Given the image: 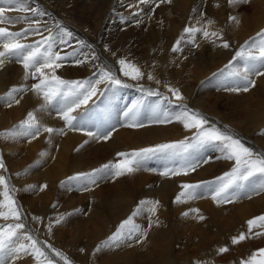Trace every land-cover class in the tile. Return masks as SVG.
<instances>
[{
    "label": "bare ground",
    "instance_id": "6f19581e",
    "mask_svg": "<svg viewBox=\"0 0 264 264\" xmlns=\"http://www.w3.org/2000/svg\"><path fill=\"white\" fill-rule=\"evenodd\" d=\"M91 2L88 0L86 6H84L76 3L75 0H24L27 7L37 8L45 15L40 16L31 12L20 13L15 11L7 13V15L13 17H28L26 21L11 26L10 30L12 31L26 28L29 22L40 21L41 32L44 35H47L46 27L51 28L54 34H59L60 28H65L73 33L69 44L59 45V50L62 54L76 50L77 58L85 59V57H88V60L83 64H76L75 58L71 63L64 61L63 66L56 70V75L62 79L79 81L97 79L98 76L94 73L97 72V66L103 65L111 68L118 78L129 85V87L116 88H106L105 85H100L99 87L104 90L103 94L93 97V100L87 106V110L82 107L74 113L78 118L82 117L83 131L68 130L65 122L59 118L52 108L44 112L39 111L43 100L32 91L18 94L17 99L20 100V103H13L11 107L4 101H0V132L10 130L13 126L18 125L20 121L27 118V113L30 111L37 115L43 125L54 129L64 128L65 130L64 135L54 133L51 136L42 131L36 139L26 136L7 140L0 138V156L3 157L7 168L6 172L0 170V175L8 178L10 185L15 188L14 199L18 202V205L23 204V208H20V210L23 213L24 221L33 230L37 238L41 242H48L59 251L64 250L66 252L72 246H77L79 235L84 232V226L81 228L78 226L74 230V228H69L65 224L66 222L62 223L63 220L56 225L53 224L54 220L50 223L51 218L54 217V215L52 216L55 211L54 208L57 206L54 204L53 212L51 210L48 214V208L51 209L49 203L53 197L56 201L60 196L55 191L57 181L63 180V177L72 171L77 172L78 169H83L87 161L92 168L94 164L96 165V162L97 164H107L115 161L113 155H117L119 152L138 151L141 148L174 143L186 138L190 140L194 136L195 130L185 129L182 122L174 119L175 115L182 110V106H187L193 112H199L209 120L210 124L221 130L230 131L241 139L246 146L258 152H264V142L261 141L262 135L260 134L264 129V76H251V79L255 81V86H250L249 91L233 92L228 89L237 86V81L227 77L226 73L223 76L220 74V70L232 61L236 51L245 41L264 29V0H248L247 3L232 6L227 3V0H170V2L166 0L164 3H160V0H152V3L140 5L139 7H137L139 0H124L121 7H119L121 0H92ZM90 4L91 6L87 7ZM17 6L18 0H0V7ZM88 8H90L89 13H86ZM137 12L139 13L138 16L133 15ZM230 16L236 17L239 23L229 20ZM208 19L214 21V24L207 26L208 30L221 32L222 36L229 42V48H223L221 46L222 41L218 39L215 44L212 43L210 40L205 39L202 33H198L196 36L198 47L189 42L190 38L183 32L184 28L189 26L200 27L201 24H206ZM137 20L140 22L137 23ZM197 20H201V24H197ZM4 26L8 27V25ZM182 36L183 39L181 40ZM40 39L42 37L39 35L29 34L25 42L32 43ZM177 40H181V50L173 52L172 48L176 45ZM79 41H84V45H81ZM93 55L99 59L91 60ZM120 58H126L136 63L146 73L145 77L140 81L124 77L119 72L118 60ZM239 65L241 66L242 63H237L236 67ZM147 73H151L155 79L148 80ZM214 73H216L213 78L215 80L211 82V76ZM157 80L160 83H156ZM38 82V78L34 81L29 80V78L24 79L23 66L16 62L15 58L6 61L4 66L0 68V96L7 93L13 86L23 85L30 89L33 84ZM218 82L219 84H217ZM239 83L242 84V82ZM138 85L157 90L163 96H169L173 102L164 101L160 96H148L140 91ZM165 85L179 88L184 97L183 101L176 102ZM137 101H141L137 119L138 123L143 126L128 127L130 121L125 118V113ZM220 101L224 104L232 102L239 105L240 103L239 113L242 112V115H228L227 112L220 111L217 104ZM157 112L161 114V117L164 113H167L172 118L171 122L154 123L153 118ZM86 131H110L111 136L107 140L92 139L85 135ZM85 140L88 141L87 144H84ZM82 144L84 146L81 148L80 145ZM90 145L95 147L94 149L102 151L100 158L99 156L96 158V154L89 153L91 148L89 149L88 146ZM42 152L46 153L43 157L40 155ZM217 152L219 153L218 159L213 158V154L210 155L212 153L211 147H205L196 154V159L201 161L207 159L209 161L207 164L202 163L203 166L200 165L198 171H195L194 177L195 175L202 176L198 179L194 177L189 179L193 175V172H189L187 175L179 176L160 175L158 180L150 183L149 178L153 176V165H150V160L147 157L139 170L123 175L130 182L128 183V190H125L124 185L119 186L120 183L117 179L111 183L110 187L114 190V193L103 196L99 192L101 190L98 189L90 192L91 197L95 198V204L91 205L92 210L88 212V223L86 222L85 226L92 224L90 231L93 240L91 238L92 241L87 239L89 244H86V246H90L97 238H101L105 231L102 227H99V219L92 221L93 217H100L95 209L99 208V198L101 197L103 198L101 202L105 208L111 211L113 215L122 217V214H125L131 203L135 201L134 196L138 193H131V191H139L144 196H141L143 200L161 201L157 214L153 217L154 220L158 219L159 223L154 224V228L150 229L147 237L143 238L146 239V243L142 246L146 256H137L136 247L126 244L125 246L128 247L123 249L121 247L122 250L120 251L113 248H111V251L106 249V256H103L100 260L96 254L93 255L94 250L86 251L83 254L82 261L85 264H196L197 261H200L201 264H217V262L221 264L222 257L232 256V258H236L235 249L238 252L248 250V253L253 254L264 248V240L256 242L252 241L251 238L237 245H232L231 238L238 236L241 232L247 233V228L243 227L242 230L239 224H228V217L224 212L225 207L223 208L222 204L218 205L214 202L211 196L208 197L210 193L206 189H202L205 191H202L204 197L190 200L188 203L196 201L193 203L195 207L196 205L201 207L202 213L200 214L204 217V225L208 227V232L196 223L183 226L182 220L185 218L179 216V211L176 213L177 210L181 209L182 204L173 202L174 204L169 208L171 211L167 212L165 207H162V205H165L162 198L171 194L175 201L176 196L181 191L180 186L185 183L188 184L189 180H194L195 184L200 183L201 180H204L201 181L203 183L206 182L205 185L210 184V181H207L208 177L203 179V176L205 174L211 175L210 180L215 175L213 166L217 163L220 164L221 159L225 161L222 158V153L218 150ZM166 158L172 159V163L169 165L159 162L155 165L156 169L159 168V171L163 172L165 169L178 168L182 163L179 155L173 157L167 154ZM227 161L229 160L223 163H228ZM229 162L234 165V161ZM223 174L216 175L214 182ZM105 184L107 183L105 182ZM43 185H47V187L41 190ZM23 191H27L30 197L23 196ZM35 191H38L37 194H35ZM251 198L254 202L250 203L251 206L256 204L264 213V204H262L264 192L251 195ZM67 199H70V197ZM21 200H24L23 203H21ZM239 206L237 207L239 218L249 217L248 212L242 207L239 208ZM37 210L41 213V219L35 222L33 217L36 216ZM137 219H139L138 223L145 225L142 222L143 217ZM242 220L245 222L244 219ZM0 223H4V221L0 220ZM49 224H53L56 230L59 231L61 239H65L67 233L70 234L71 231H75V235L73 233L74 236H72L73 240L71 239V241L68 238L70 241H58V235L54 236L53 233L54 226L51 233H49ZM216 224L221 230L218 229ZM215 230L218 232V237H216ZM182 236H192L193 239L194 237L198 239L194 242L188 239V242H186L184 238L186 244L175 251L173 243ZM215 239L216 241H214ZM150 243L152 245L148 249ZM220 247H228L229 251L221 254L218 252ZM64 251L63 253L72 261ZM52 254L54 256H49L56 263L63 264L59 257H56L54 253ZM260 259H264V257ZM226 260L222 262L224 263ZM237 260H239L238 257ZM17 264H35V262H33V258L28 256L18 261Z\"/></svg>",
    "mask_w": 264,
    "mask_h": 264
},
{
    "label": "snow or ice",
    "instance_id": "6c2138e0",
    "mask_svg": "<svg viewBox=\"0 0 264 264\" xmlns=\"http://www.w3.org/2000/svg\"><path fill=\"white\" fill-rule=\"evenodd\" d=\"M166 0H160L164 3ZM170 2V0H167ZM248 0H227V3L232 6L239 3H247ZM152 3V0H139L137 7L140 5H147ZM159 6V5H157ZM218 6V5H217ZM20 12L45 15L44 12L37 8H29L25 5L24 0H18L17 7H0V68H2L6 61L13 58L16 62L22 64L24 69V79L27 80L29 76L38 78L39 82L33 84L31 88L26 86H13L7 93L0 96V101L7 103L9 107L13 103L19 104L20 100L17 95L25 91H32L38 97H41L43 103L40 105L39 111L44 112L49 108L56 111L61 120L65 122L68 130L83 131L81 123L82 117L78 118L74 113L78 109L84 107L87 110L89 102L93 100L98 94H103V89L100 85H105L106 88L129 87L125 84L116 73L107 66H97V79H89L85 81L79 80H64L56 75V70L63 66V62L70 58H75L76 64H83L88 60L77 58L76 50L66 52L64 54L59 50V45H68L73 33L65 28H60L59 34H54L51 28H45L47 35L41 32L40 21H32L28 26L19 31H12L11 26L24 22L28 19L27 16H9V12ZM133 15L138 16L139 13ZM229 20L239 23L238 19L230 16ZM140 21L137 20V23ZM201 24V20L196 21ZM214 24V21L208 19L206 24H201L200 27L189 26L185 27L183 32L190 38L189 42L194 46L196 44V36L202 33L203 37L215 44L216 40H221V46L225 49L230 47L229 42L222 36L219 31H209L207 26ZM4 25H8L5 27ZM39 35L42 37L32 43H26L28 35ZM183 36L181 37V40ZM181 40H177L176 45L172 48L173 52L180 51ZM84 45V41H79ZM99 59L93 55L91 60ZM237 63H242L243 69L236 67ZM119 72L124 76L134 81L142 80L146 73L130 60L120 58L118 60ZM227 75L237 81V86L231 87L228 90L233 92L249 91L250 86H255V81L251 76H264V29H261L254 37L236 51L232 61L220 70V74ZM214 76L216 73L213 74ZM148 80H154L155 77L151 73H147ZM239 82H242L239 83ZM156 83H160L159 80ZM141 92L148 96H160L164 101L172 103L169 96H163L159 91L144 88L143 85H138ZM171 97L176 102L183 101L179 88L165 85ZM141 101H137L125 113V118L130 121L128 127H141L143 125L138 123L139 106ZM171 117L164 113L161 117L160 113H156L153 118L154 123H168L171 122ZM183 123L185 129H194L195 134L189 140H181L174 143L159 144L155 147L141 148L138 151L131 153L119 152L117 156L121 159L117 162H109L102 165L100 168L93 169L91 172H81L68 178L67 183L76 181L81 184L83 190H89V185H96L97 179L104 178H118L125 174H131L139 170L143 161L157 153H167L170 156L179 155L182 163L178 168L165 169L160 173L162 176H179L187 175L189 172L195 171L202 163L207 164V159H196V154L205 147H211L222 153V158L229 161H234V166L230 171L225 172L223 176L218 177L217 181L211 184H182L180 193L175 198V203H187L190 200L200 198L202 196L201 189H206L214 202L219 204L231 203L241 197L250 198L252 194L264 192V152L255 151L253 148L246 146L241 139L237 138L230 131L221 130L199 112H193L187 106H182V110L174 117ZM46 132L51 136L52 134L64 135V128L54 129L43 125L34 112H28L27 118L20 121L18 125L13 126L12 129L0 132V138L5 140L15 139L20 136L30 137L36 139L41 132ZM264 135V130L261 131ZM85 135L92 139L107 140L111 136L110 131L92 132L86 131ZM88 141L85 140L84 144ZM84 144L80 145L82 148ZM42 157L46 153L40 154ZM0 170L7 171L4 159L0 156ZM19 175V174H17ZM65 183V182H62ZM47 185H43L46 188ZM0 264H17L18 261L25 257L31 256L35 264H56L53 258L48 254L50 250L59 257L63 264H72V261L61 251L55 249L47 242H41L25 223L23 213L20 210L18 202L14 199V187L10 185L9 179L4 175H0ZM160 202L157 200H141L132 213L124 219L116 228V230L107 237L104 241L98 244L93 252V255L100 252L102 249H110L119 247L125 243L131 246V242L141 243V237H147V230L137 222V218L147 214L148 227L158 224V219H153L156 216ZM199 213V209L192 208L189 211L182 213L185 217L189 213ZM196 218L203 220L202 215ZM40 217H33V220L40 221ZM64 219L63 216L57 218L56 223L59 224ZM264 229V215L257 216L247 221V233L241 232L238 236L231 238L232 245H237L252 236L260 237L264 232L255 231L254 229ZM52 227L49 224L48 231L51 233ZM83 252V249H81ZM228 247H220L218 252L223 254L228 252ZM264 257V248L259 249L253 253L247 260H241L240 264H264V259H257V257ZM196 264H201L197 261Z\"/></svg>",
    "mask_w": 264,
    "mask_h": 264
},
{
    "label": "rangeland",
    "instance_id": "374dc122",
    "mask_svg": "<svg viewBox=\"0 0 264 264\" xmlns=\"http://www.w3.org/2000/svg\"><path fill=\"white\" fill-rule=\"evenodd\" d=\"M88 1V0H87ZM87 1L86 0H75V2L76 3H80V4H83L84 6H86V3H87ZM92 0H90V3H92L91 2ZM50 2H52V1H50ZM123 2H124V0L122 1L121 0V3L119 4V7H121V5H123ZM53 3V2H52ZM91 6V4L90 5H87V7H90ZM89 9L90 8H88V10L86 11V13H89ZM73 59L74 58H70L69 60H67V61H65L66 63H71V62H73ZM237 67H240V69H242L243 67H242V65L240 66H237ZM89 76V75H88ZM214 78V75H212L211 76V82H213V80H215V79H213ZM35 79H37V78H35ZM34 78H32V77H29V80H31V81H34L35 80ZM82 80H83V78H82ZM217 84H219V82L217 83ZM217 104H218V109L220 110V111H222V112H227L228 113V115H236V116H238L239 114H241L242 115V112H240L239 113V111H240V109H241V105H240V103H239V105H236L235 103H232V102H229V103H226V104H224L223 102H217ZM96 108V107H95ZM91 109H94V108H91ZM56 112V111H55ZM240 116V115H239ZM264 130V129H263ZM251 134H255V133H251ZM261 141H263L264 142V135H262V139H261ZM88 148L90 149V151H89V153H93V154H96V158L99 156V158H100V154H101V152L102 151H100V150H96V149H94L95 147H93L92 145H90V146H88ZM214 149V150H213ZM213 150V151H212ZM211 154L210 155H212L213 156V158L214 157H216V159H218V156H219V153L217 152V150H215V148H211ZM125 153H131V152H126L125 151ZM218 153V154H217ZM165 153H160V152H157V153H155V154H153V155H151V156H149L148 158H149V160H150V165L152 164L153 166H152V168H153V176H151L149 179H150V183H153V182H155V180H158L159 178H160V172H161V170L159 171V168L158 169H156V164H158L159 162L160 163H166V164H171L172 163V159H168V158H166L167 157V154L166 155H164ZM216 154V155H215ZM114 157H115V161H111V162H113V163H115V162H117L118 160H120L121 158L120 157H118L116 154L115 155H113ZM164 156V157H163ZM94 160V159H93ZM92 160V161H93ZM226 161V160H225ZM224 160H222L221 159V161H219V163L221 164H216L215 166H213V170H214V176H212L211 178H210V180H209V177L211 176V175H207V174H205L204 176H203V179L204 178H207L208 177V179H207V181H210V184L211 183H214V180H215V178H216V175H220V173H225V172H228V171H230L231 170V168L234 166V165H232L229 161H227L228 163H223V162H225ZM228 166H227V165ZM102 165H104V163H102V164H97V162H96V165L94 164V166L91 168L89 165H88V161H87V164L84 166V168L83 169H78L77 170V172L76 171H72L71 173H69L68 175H66V176H64L63 177V180H61V181H57V185H56V187H57V189L55 190L56 192H58V194H60V196L58 197V199L56 200V201H54V199H55V197H53V199L51 200V202L49 203V206L51 207V209L50 208H48L49 210H47V212H48V214H50V212H51V210H52V212H53V205L54 204H56V206L57 207H55L54 208V213L52 214V216L54 215V217H52L51 218V220H50V223L53 221L54 223V225H56L57 223H56V220H57V218H59L60 216H63L64 217V219H63V221H62V223H65L67 226H69V228L71 227V228H74V230L75 229H77V227L79 226L80 228L82 227V226H84V232L83 233H81L80 235H79V241L77 242V246L76 247H73L72 246V248L71 249H73V250H71V249H67V252L66 251H64V252H66L68 255H69V257L72 259V261L74 262L73 264H85V262H83L82 261V257H83V254H84V252H86V251H90V250H95V248H96V246L98 245V244H100L102 241H104L107 237H109L115 230H116V228L118 227V225L124 220V219H126V217H128L131 213H132V211H133V209L134 208H136L137 207V205L139 204V202L141 201V200H143V198L142 197H144L143 195H141V193L139 192V191H131V193H136V192H138L137 193V195H135L134 196V199H135V201L133 202V203H131V208L129 207V209L127 210V212L125 213V214H122L123 216L122 217H120L119 215H116L115 216V214L113 215V213H111V211H109L107 208H105V206L102 204V200H103V198L101 197V198H99V200H100V203L98 204V205H100L99 206V208H97V209H95V212H98L99 213V215H100V217L99 218H92V221L94 222V220L95 221H97V219H99L100 220V222H99V227H102L105 231L103 232V238L101 237V238H97V240L92 244L91 242V245L89 246V245H87L86 246V244H89V241H92L93 239H92V237H91V226H92V224H90L89 226L87 225V226H85L88 222H87V219L89 218V214H88V212H90V210H92V204H95V202H94V197L92 196L91 197V194H90V192H93L94 190H96V189H98V190H101V191H99L100 192V194L101 195H103V196H105V195H108V194H111V193H114V190H112V189H110V187H111V183L114 181V180H117L118 179V182L120 183V185L119 186H122V185H124V188H125V190H128L129 188H128V183H130L129 181H128V178H125L124 176H120V177H118V178H115V179H113V178H111V177H109L108 179L107 178H104V179H100V178H98L97 179V184L96 185H89L88 187H89V189L91 190H87V191H84L83 190V188L81 187V184L80 183H78V182H76V181H72L71 183H67V181H68V178L69 177H71V176H74V175H76L77 173H81V172H91L93 169H97V168H100ZM201 166H203L202 164H201ZM225 166H227V167H225ZM95 167V168H94ZM225 169H224V168ZM227 168V169H226ZM87 169V170H86ZM223 169V170H222ZM91 170V171H90ZM197 171H198V167H197V169H196ZM195 170V171H196ZM220 170H222V171H220ZM195 171H192L193 172V175L189 178V179H191L192 177H194V174H195ZM202 172V171H201ZM211 172V171H210ZM218 172V173H217ZM159 173V174H158ZM200 177H202V176H200V175H195V179H198V178H200ZM111 181H110V180ZM127 179V180H126ZM125 180V181H124ZM217 180V179H216ZM108 181V182H107ZM188 181V180H187ZM201 181H204V180H201ZM200 181V183H197V184H204V183H206V182H201ZM62 182H65V183H62ZM105 182L107 183V184H105ZM121 182H122V184H121ZM126 182V183H125ZM189 182H190V184L191 183H194V180H189L188 181V184H189ZM196 183V182H195ZM194 183V184H195ZM100 185V186H99ZM109 185V186H108ZM114 185V184H113ZM127 185V186H126ZM91 186V187H90ZM150 186V185H149ZM95 187V188H94ZM107 187V188H106ZM131 187V186H130ZM60 188V189H59ZM82 188V189H81ZM99 188H101V189H99ZM79 189V190H78ZM103 189V190H102ZM106 189V190H105ZM132 189V188H131ZM80 192V194H79V192ZM109 191V192H108ZM116 191V190H115ZM201 192L203 191L202 189L200 190ZM36 193L35 194H37V192L38 191H35ZM86 192V193H85ZM107 192V193H106ZM147 192V191H146ZM145 192V193H146ZM203 192H205V191H203ZM202 192V193H203ZM23 196L25 195H29V194H27V191H23ZM70 196H69V195ZM83 194V195H82ZM85 194V195H84ZM90 195V196H88V195ZM138 195H139V197H138ZM204 195V193L202 194V196H200L201 198L202 197H204L203 196ZM252 195H254V194H252ZM72 196V197H71ZM82 196V197H81ZM142 196V197H141ZM172 195L170 194V195H168V196H166L165 198H162L163 199V202H164V206L162 205V207L164 208L165 207V209H166V212L167 211H171V209H169V208H171L172 207V205L174 204L173 202H174V198L173 197H171ZM211 196V194H209V196L208 197H210ZM28 197H30V196H28ZM70 197V199H67V198H69ZM139 199V201H138V199ZM171 198H172V200H171ZM78 199V200H77ZM92 199V200H91ZM198 199V198H197ZM252 198L250 197V198H239V199H237V200H234L233 202H231V203H226V204H222L223 205V208L225 209H223L224 210V212H225V215H227V217H228V224H239V226L241 227V229L243 230V227H245V228H247V220H250V219H253V217L256 215V217L257 216H261V215H264V213H262L261 212V209H260V207H258V206H256V204H253V206H251V202L252 203H254L253 202V200H251ZM25 200V199H24ZM24 200H21V203H23V201ZM67 200H68V202H71V203H68L67 202ZM72 200V201H71ZM66 201V202H65ZM236 201H237V203H236ZM55 202V203H54ZM88 202V203H87ZM97 202V201H96ZM161 202V201H160ZM189 202V201H188ZM181 203L182 204V207H181V209H179V210H177L176 211V213H178V211H179V216H183V218H185L184 220H182V224H183V226L185 227L187 224H191L192 225V223H196L198 226H200V228H202V229H204L205 231H207L208 232V227L206 226V225H204V219L203 220H199L198 218H196L198 215H201L200 213H202V211H201V207H197V205H196V207H195V204H193V203H195L196 201H193L192 203ZM240 202H242V203H239ZM245 202H246V204H245ZM98 203V202H97ZM67 204V205H66ZM244 204V205H243ZM258 204H260V203H258ZM262 204H264V201L262 202ZM65 205V206H64ZM190 205V206H189ZM240 205V206H239ZM20 206V208H23V204H20L19 205ZM48 206V207H49ZM135 206V207H134ZM184 206V207H183ZM239 206V208H241L242 207V209H244V210H246L247 212H248V216L249 217H241V219L239 218L240 216H238V214H237V207ZM103 207V208H102ZM233 207V208H232ZM235 207V208H234ZM186 208V209H185ZM192 208H198L199 209V213L197 214V213H189V215L187 216V217H185L184 215H182V213H184V212H186V211H189L190 209H192ZM247 208V209H246ZM230 209H232V210H230ZM98 210V211H97ZM68 211V212H67ZM257 211V212H256ZM228 212V213H227ZM235 212H236V214H235ZM250 212V213H249ZM56 213V214H55ZM66 213V214H65ZM93 213H94V210H93ZM104 213V214H103ZM258 213V214H257ZM37 214H38V216H37ZM41 213H40V211H38L37 210V212L35 213V215H36V217H40L41 215H40ZM83 214V215H82ZM229 214V215H228ZM252 216H250V215ZM260 214V215H259ZM56 215V216H55ZM196 215V216H195ZM86 216V217H85ZM120 217V218H119ZM143 217V219H142V222H144L143 224H145V225H142L146 230H147V234H148V232L150 231V229L153 227L154 228V225H152L150 228L149 227H147L148 226V218H147V214H145V215H143L142 216ZM189 218V219H188ZM231 218V219H230ZM239 218V219H238ZM247 218V219H246ZM255 218V217H254ZM86 219V220H85ZM114 219V220H113ZM188 219V220H187ZM217 219V218H216ZM242 219H244V221L245 222H243V220ZM107 220V221H106ZM230 220V221H229ZM79 221V222H78ZM35 222H38V221H35ZM77 222H78V224H77ZM87 222V223H86ZM137 222H139V219H137ZM231 222V223H230ZM242 222V223H241ZM68 223V224H67ZM245 223V224H244ZM41 224H42V222H41ZM53 224H51V227H53L54 225ZM108 224V226H106ZM147 224V225H146ZM74 225V226H73ZM217 225V224H216ZM244 225V226H243ZM117 226V227H116ZM218 226V225H217ZM37 227V226H36ZM89 227V228H88ZM108 227V228H107ZM112 228V229H111ZM218 229H220V227L218 226ZM260 228H257V229H254V232L255 231H260V232H264L263 231V229H260ZM221 230V229H220ZM216 232H215V234L217 235L216 237H218V232H217V230H215ZM55 232H57L58 234H56ZM72 232V231H71ZM70 232V234L69 233H67V234H69V235H67L66 234V237H65V239H61L60 237H59V231H57L56 230V228H55V226H54V231H53V233H54V236L55 235H58L57 236V240L58 241H62V240H73V237L72 236H74L75 235V231L74 232H72L71 233ZM73 233H74V235H73ZM88 233V234H87ZM69 236H71V237H69ZM60 238V239H59ZM67 238V239H66ZM69 238V239H68ZM92 240H91V239ZM184 238L186 239V242H188L187 240L189 239V240H192L193 242L194 241H196V239H198L197 237H194V239H193V237L192 236H190V237H188V236H182V237H180V238H177L176 239V241L173 243V247H174V250L175 251H178L179 249H181V247H183L184 246V244H186L185 242H184ZM264 235L263 236H260V237H254L253 238V236L251 237V239H253L252 241H263L264 239ZM89 241H88V240ZM141 240H142V243H136L135 241H132L131 242V246L132 247H136V249H135V251H137V256H146L145 254H144V250H143V248H142V246L146 243L145 242V240L146 239H143V237H141L140 238ZM69 240V241H70ZM71 240V241H72ZM87 240V241H86ZM181 240V241H180ZM178 241V242H177ZM214 241H216V239L214 240ZM192 242V243H193ZM48 243V242H47ZM135 243V244H134ZM128 245V243H125V244H123V245H121V246H119V247H114L113 249H118V251H120V250H122L123 248H127L128 246H125V245ZM54 245H55V241H54ZM151 245H152V243H150L149 244V247H148V249H150L151 248ZM181 245V246H180ZM53 246V245H52ZM177 246V247H176ZM180 246V247H179ZM54 247V246H53ZM121 247H122V249H121ZM179 248V249H178ZM81 249H83V252L81 251ZM107 249V248H106ZM106 249H102L100 252H98V253H96V256H97V258L100 260L103 256H106ZM178 249V250H177ZM262 249V248H261ZM105 250V251H104ZM48 251V254L50 255V256H54L49 250H47ZM63 251H61V252H63ZM110 251H111V248H110ZM237 250L235 249L234 250V252L237 254V256H236V258H232V256L231 257H229V256H225V257H222V259H221V261H220V263L221 264H239V260H247L251 255H252V253L250 252V253H248V250H240L239 252L237 251ZM103 253V254H102ZM239 253V254H238ZM105 254V255H104ZM31 257V256H30ZM79 257V258H78ZM237 257H238V259L239 260H237ZM239 257H241V258H239ZM32 258V257H31ZM224 258V259H223ZM230 258H231V262H230ZM261 257L260 256H258L257 257V259H260ZM81 259V260H80ZM197 259H199V258H197ZM197 259H195V260H197ZM227 259V260H226ZM77 260V261H76ZM224 260H226L224 263L222 262V261H224ZM81 263H80V262ZM238 261V263H236ZM33 262H34V260H33ZM76 262V263H75ZM229 262V263H228ZM235 262V263H234ZM31 263V262H30ZM188 263H191V262H188ZM56 264H59V263H56ZM217 264H218V262H217Z\"/></svg>",
    "mask_w": 264,
    "mask_h": 264
}]
</instances>
